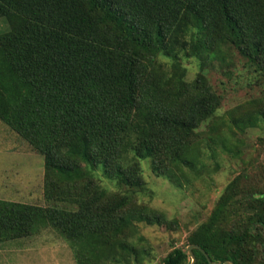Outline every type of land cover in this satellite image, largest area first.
<instances>
[{"label": "trees", "instance_id": "trees-1", "mask_svg": "<svg viewBox=\"0 0 264 264\" xmlns=\"http://www.w3.org/2000/svg\"><path fill=\"white\" fill-rule=\"evenodd\" d=\"M0 20V121L43 157L47 203L0 199V243L51 227L77 264H101L106 245L111 264L130 263L140 162L168 177L165 159L188 165L221 101L204 71L187 80L180 53L204 63L234 48L264 102V0H0ZM187 245L192 264H264V188L236 176ZM192 257L177 247L161 264Z\"/></svg>", "mask_w": 264, "mask_h": 264}, {"label": "rangeland", "instance_id": "rangeland-1", "mask_svg": "<svg viewBox=\"0 0 264 264\" xmlns=\"http://www.w3.org/2000/svg\"><path fill=\"white\" fill-rule=\"evenodd\" d=\"M5 26L0 20V33ZM224 50L222 59L205 57L204 63L186 57L184 52L177 58L187 80L204 71L207 83L221 101L214 115L199 128L196 143L184 149L188 165L172 160L165 165V159L162 164L169 170L168 177L156 174L153 160L140 162L145 190L130 198L125 211L133 226L127 234L129 245L137 252L129 258V264H161L173 248H187L188 235L208 218L224 188L236 176L244 175L246 183L257 190L264 188V123L260 119L264 102H258L263 86L244 68L234 48ZM159 62L167 67L174 63L164 56ZM101 182L104 186L107 183L105 178ZM0 199L47 206L43 157L2 121ZM157 216H161V224ZM115 250L116 245H106L96 256L101 264H111L107 259ZM0 264L77 262L71 246L53 228L44 227L32 236L0 243Z\"/></svg>", "mask_w": 264, "mask_h": 264}, {"label": "water", "instance_id": "water-1", "mask_svg": "<svg viewBox=\"0 0 264 264\" xmlns=\"http://www.w3.org/2000/svg\"><path fill=\"white\" fill-rule=\"evenodd\" d=\"M192 248H198L197 246H195V245H189V246H187V248H186V250H187V253L192 257V252H191V249ZM194 262V259H193V257H192V261H191V264ZM224 264H226V262L224 263Z\"/></svg>", "mask_w": 264, "mask_h": 264}]
</instances>
